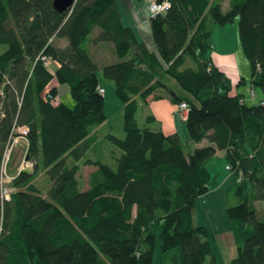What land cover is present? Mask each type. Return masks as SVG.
Here are the masks:
<instances>
[{
	"label": "trees",
	"instance_id": "1",
	"mask_svg": "<svg viewBox=\"0 0 264 264\" xmlns=\"http://www.w3.org/2000/svg\"><path fill=\"white\" fill-rule=\"evenodd\" d=\"M149 14L154 48L122 21L116 0L63 9L0 0V157L16 126H28L20 157L9 165L14 141L7 159L13 188L0 199V264H151L158 226L165 264H216L194 200L208 188L206 160L219 147L235 172L227 192L236 201L225 204L235 246L228 264H264V211L254 203L264 199V0H228L224 9L221 0H168ZM236 15L245 93L232 90L209 52L212 24ZM86 38L109 41L116 55L101 72L122 102V133L96 129L105 112ZM57 81L71 101L58 96ZM160 87L187 102L184 138L152 127V112L138 115L140 100L161 96ZM22 154L32 163L17 170Z\"/></svg>",
	"mask_w": 264,
	"mask_h": 264
},
{
	"label": "crops",
	"instance_id": "2",
	"mask_svg": "<svg viewBox=\"0 0 264 264\" xmlns=\"http://www.w3.org/2000/svg\"><path fill=\"white\" fill-rule=\"evenodd\" d=\"M149 2L150 0H116L122 21L130 24L135 33L142 38L150 48H154V42L149 26ZM210 40L211 46L209 52L213 62H215L230 77L232 90H241L245 93L250 85L248 80L249 63H245V59H243V57L241 59V55H239V48L242 50V47L238 36L235 18L224 23H213L210 31ZM89 50L94 52V57L99 61L98 65L100 69L103 61L116 58L109 41H95L90 44ZM55 63L57 64L56 61L53 64ZM240 77H243V79H240ZM166 78L175 90L181 91L172 77ZM98 84L103 87L102 94L104 93L103 109L105 112V118L96 125V129H101L103 125H105V127L110 125L109 127L112 131L122 133V102L116 95H113L111 89L113 88L114 83H111L106 77L104 78L98 75ZM157 90L162 92L161 96L153 97L151 94H148L145 100H140L138 106L139 117H142L144 113L150 111L155 117L152 127L159 125L165 130L176 129L180 135H185L186 128L184 116L186 109L179 110L177 103L170 99L164 87H160ZM260 94V90H256L255 98L259 97ZM108 101H114L116 105L114 110H109L110 112L105 111V105ZM112 112H115V115L117 116L116 127H114L112 118L110 117ZM117 127L118 129L114 130V128ZM96 137H98V135L93 137L92 140ZM216 150H218V153L224 154L223 148L219 147ZM85 167L86 168H83L81 171L83 176L86 175V171L90 168L89 165H85ZM217 233L229 237L227 240L233 243L234 246L229 223L227 228H222L218 230Z\"/></svg>",
	"mask_w": 264,
	"mask_h": 264
},
{
	"label": "rangeland",
	"instance_id": "3",
	"mask_svg": "<svg viewBox=\"0 0 264 264\" xmlns=\"http://www.w3.org/2000/svg\"><path fill=\"white\" fill-rule=\"evenodd\" d=\"M228 0H221V7L224 9L227 7ZM149 9V4H148ZM150 11V10H149ZM237 23V15L234 17ZM92 32H90L89 37H91ZM82 44L88 48H90V44L94 43L93 40L86 38ZM238 40V39H237ZM239 42V41H238ZM93 56L94 52L91 51ZM239 55H241V59H245V63H248V58L244 54L243 50L239 48ZM52 65V64H51ZM96 71L100 77H106L111 83H113V79L111 77L105 76L102 74L101 69L98 65ZM242 84V83H241ZM112 88V86H111ZM57 89H58V96L65 101H71L72 95L69 92L68 84L65 81H57ZM259 88L257 87L256 90ZM113 95H116L111 89ZM111 92V93H112ZM104 94V93H103ZM115 102L108 101L105 105V111L110 112L109 110L115 109ZM112 122L114 127L117 126L115 112H112L111 116ZM105 128V125L101 127V129ZM114 128V130H117ZM187 136V132L185 135H181L182 138ZM190 146L193 145L194 142L188 140ZM23 146V139L19 137L14 145L13 150L11 151V158L9 159V165L11 163L14 164L21 155ZM188 145L184 142V149H187ZM216 150L213 154H211L208 159L206 160V164L210 170V176L208 178V188L195 196L194 200V219L197 223H202L207 230V238L209 240L212 252L216 258V264H228V260L231 255L235 253V249L233 243L229 240V237L225 235H219L217 233L218 230L222 228H227L228 223H230L226 210V197L229 195L227 192L228 186L234 181L235 179V172L232 169H228L225 167V157L224 154H220ZM6 172L10 175L9 179H11L12 175L10 172V168L6 167ZM81 175V174H80ZM82 176V175H81ZM7 178V176H5ZM37 183L42 187L45 183L44 176L41 173L37 174L36 177ZM232 202L236 201L235 195L228 196ZM254 203L258 211H264V199H254ZM159 226L157 227V233L154 237L153 241V249H152V262L151 264H165L163 256L161 254V244H160V237L158 233ZM226 239H225V238Z\"/></svg>",
	"mask_w": 264,
	"mask_h": 264
},
{
	"label": "built area",
	"instance_id": "4",
	"mask_svg": "<svg viewBox=\"0 0 264 264\" xmlns=\"http://www.w3.org/2000/svg\"><path fill=\"white\" fill-rule=\"evenodd\" d=\"M168 5V0H150L149 2V10L150 13L154 11H158L160 9H163ZM102 86L98 85V89L101 91ZM177 107L179 110L186 109L187 102L185 99H182L178 102ZM28 126L25 123H20L16 126L17 133H14L11 135L10 140H8L4 146V149L2 151V155L0 157V199L3 198H9L10 192L12 190V186L9 184V177L10 175L6 172L7 167V159L9 156L10 149L13 145V142L18 139V137H24L26 139V131ZM32 163V160L26 156V154H22L20 161L17 165V170L21 167L30 166ZM13 176V174L11 173ZM7 176V178H5ZM0 230H1V224H0Z\"/></svg>",
	"mask_w": 264,
	"mask_h": 264
},
{
	"label": "water",
	"instance_id": "5",
	"mask_svg": "<svg viewBox=\"0 0 264 264\" xmlns=\"http://www.w3.org/2000/svg\"><path fill=\"white\" fill-rule=\"evenodd\" d=\"M74 0H52V4L57 9H63L70 5Z\"/></svg>",
	"mask_w": 264,
	"mask_h": 264
}]
</instances>
